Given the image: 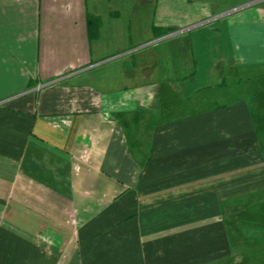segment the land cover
<instances>
[{
	"label": "crops",
	"instance_id": "0c3cea01",
	"mask_svg": "<svg viewBox=\"0 0 264 264\" xmlns=\"http://www.w3.org/2000/svg\"><path fill=\"white\" fill-rule=\"evenodd\" d=\"M261 100L264 0H0V264L230 259Z\"/></svg>",
	"mask_w": 264,
	"mask_h": 264
},
{
	"label": "rangeland",
	"instance_id": "374dc122",
	"mask_svg": "<svg viewBox=\"0 0 264 264\" xmlns=\"http://www.w3.org/2000/svg\"><path fill=\"white\" fill-rule=\"evenodd\" d=\"M217 42L223 45L221 41ZM205 46L206 48L209 46L211 53L214 52L215 44L211 42ZM138 78V80L140 78L142 81L144 80L142 77ZM157 78L159 77H154V80L156 81ZM190 83L196 84V80L191 79ZM230 93L232 98L238 97L240 94L238 91ZM254 95L256 94L254 93ZM225 99V95L220 98V100ZM261 102L264 104V101L261 100ZM255 103L257 104V100H255ZM196 107L198 106L193 105V103L192 105L186 104L180 109V113L195 111L197 109ZM260 110L258 106L254 108L256 118ZM259 126L260 131L262 130L264 132V124ZM226 212L233 238L232 255L228 260L212 264H264V203L253 204L252 202L248 205L244 203H233L232 205H228Z\"/></svg>",
	"mask_w": 264,
	"mask_h": 264
},
{
	"label": "trees",
	"instance_id": "16d2710c",
	"mask_svg": "<svg viewBox=\"0 0 264 264\" xmlns=\"http://www.w3.org/2000/svg\"><path fill=\"white\" fill-rule=\"evenodd\" d=\"M98 19L96 20H90V31H91V38H95L98 35Z\"/></svg>",
	"mask_w": 264,
	"mask_h": 264
}]
</instances>
